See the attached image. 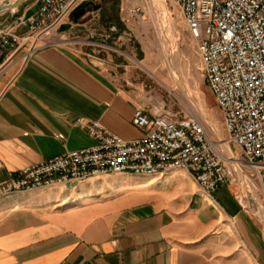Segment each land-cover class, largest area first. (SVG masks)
<instances>
[{"label": "crops", "instance_id": "obj_1", "mask_svg": "<svg viewBox=\"0 0 264 264\" xmlns=\"http://www.w3.org/2000/svg\"><path fill=\"white\" fill-rule=\"evenodd\" d=\"M106 6L91 9L67 33L77 44L53 45L45 37L30 52L28 42L0 73V182L96 145L78 126L81 118L125 140L143 135L134 113L155 110L136 77L153 72L151 63L127 16L114 0ZM18 19L7 17L0 29L23 35ZM129 188L139 196L120 194ZM255 217L231 185L209 196L184 171L110 174L0 199V264H264Z\"/></svg>", "mask_w": 264, "mask_h": 264}, {"label": "built area", "instance_id": "obj_2", "mask_svg": "<svg viewBox=\"0 0 264 264\" xmlns=\"http://www.w3.org/2000/svg\"><path fill=\"white\" fill-rule=\"evenodd\" d=\"M7 0H0V4ZM85 0H43L38 11L15 28L0 29V73L13 54L32 42L37 47L45 37L60 35L72 46L80 40L60 32L73 23V11ZM186 30L200 59L205 82L223 116L228 142L239 152L240 166L254 173L264 169V0H176ZM1 16V15H0ZM30 47V52L31 48ZM96 145L70 151L30 165L0 182V199L51 186L115 174L167 176L187 172L201 190L212 196L236 182L237 165L227 160L211 139L207 126L197 116L176 120L165 111L155 114L137 109L135 127L143 135L125 140L98 121L79 119ZM229 162V163H228ZM263 177V175H262Z\"/></svg>", "mask_w": 264, "mask_h": 264}, {"label": "rangeland", "instance_id": "obj_3", "mask_svg": "<svg viewBox=\"0 0 264 264\" xmlns=\"http://www.w3.org/2000/svg\"><path fill=\"white\" fill-rule=\"evenodd\" d=\"M36 1L37 0H27L15 11V13L8 11L2 14L0 17V23L6 20L7 17H10L14 14H16L17 17L24 16L25 11H28L36 3ZM91 1L96 3L98 9L101 7H107L106 4L108 0ZM114 3L115 10L127 16L126 21H128L129 25H131V27L136 31L137 37L140 43L143 45L147 53V57L150 60V70H152L154 73L152 74V72H147V77H136V80L147 85V90L149 91V97L151 101V108L156 111L158 108H161L165 105V111L170 112L175 116L176 120L180 121L185 117L195 115L207 126L211 139L218 145V148L223 155L228 158L227 154L224 152L225 149L223 150V142L231 146L234 152H239L232 143L228 142L229 138L223 124L222 113L217 106L215 97L205 82L204 74L201 70L199 56L193 41L186 30V26L176 0H167V3L171 17L175 22L177 34L179 35L177 37L178 47L176 54L179 68H181L180 70L183 72V74L188 77L192 98L195 102L200 101L205 106L209 117L212 118V120L218 125L223 135V140L219 138V136L213 131L212 127L198 113L194 104L185 96L180 84L172 74L168 62L167 51L161 40V36L155 22V17L162 15L161 9L158 6L152 9L151 0H114ZM2 4H0V6ZM70 37H73V35ZM49 41L52 43H61L62 40L60 35L53 34ZM135 41L136 43H139L138 40ZM179 55L180 57H178ZM138 64L145 68L142 63L138 62ZM242 175L243 177L246 176L250 178L254 186L258 188V194L261 197L264 205V193L259 179L255 177L254 171L250 167L246 166L245 172H242ZM262 175L264 182V169H262ZM187 184L188 186L192 187L191 181L187 182ZM231 187L237 197H239V199L242 198L241 201L243 204L247 202V204L244 205L248 207L250 214L257 217V221L259 222V225L263 229L264 233V221L258 217L254 205L251 204L250 195L247 192L246 184L241 175L237 176L236 182H233ZM120 194L133 197L139 196L140 191L139 189L129 188L123 190L120 192Z\"/></svg>", "mask_w": 264, "mask_h": 264}, {"label": "bare ground", "instance_id": "obj_4", "mask_svg": "<svg viewBox=\"0 0 264 264\" xmlns=\"http://www.w3.org/2000/svg\"><path fill=\"white\" fill-rule=\"evenodd\" d=\"M7 1L13 3L14 0H7ZM151 5H152V9L156 6H158L162 11L161 16L155 17V22H156V26L158 28L159 34L161 36V40L164 44V47L166 48L167 55H168V62H169L170 69L172 71L173 76L176 78V80L180 84L185 96L194 104L198 113L212 127L213 131L219 136V138H221L223 140V135H222L218 125L212 120V118L209 117L205 106L200 101L195 102L194 99L192 98V93H191V89L189 86L188 77H186V75L183 74V72L180 70L181 68H179L178 61L176 58L177 47H178L177 46L178 45L177 44V37L179 35L177 34L175 22H174L173 18L171 17V14H170V11L168 8L167 0H151ZM178 57H180V55ZM187 63H188V61H187ZM188 72H189V70H188ZM152 74H153V72H152ZM189 75H191V74H189ZM172 91H174V90H172ZM222 146H223V150L225 149L224 152L228 156V158L227 157H225V158L237 165V170L239 172V175H241L242 179L244 180V182L246 184L247 192L250 195V202H251V204L254 205L255 211L257 212L258 217L264 221V205H263V202L261 200V197L258 194V188L256 186H254V184L252 183V180L250 178H248L246 176L243 177L242 172H244V168L240 166V163L237 160L238 157L233 152V149L231 148V146H229L225 142H223ZM255 177H257L259 179V181L261 183V188H262L263 193H264V182H263L262 174L260 173V167L256 168ZM244 204H247V202H245Z\"/></svg>", "mask_w": 264, "mask_h": 264}, {"label": "water", "instance_id": "obj_5", "mask_svg": "<svg viewBox=\"0 0 264 264\" xmlns=\"http://www.w3.org/2000/svg\"><path fill=\"white\" fill-rule=\"evenodd\" d=\"M26 1L27 0H14L13 3L9 2V1H5L0 7V15L6 13L8 11H12L13 13H15V11L21 5H23ZM42 1L43 0H37L36 3L25 13V15H24L25 20L30 19L33 16V14L36 11H38L40 5L42 4ZM91 8L97 10L98 6L96 5V3L94 1H91V0L83 1L72 13L73 23L61 25V27L59 28V31L60 32H66V33H69L70 31H72L74 25H78L80 23L81 19L91 11ZM13 16L17 17L16 14H14ZM111 31H112L111 38L112 39L117 38L118 33H117L116 25H111ZM35 46L36 45H33V47L31 48V52L35 50Z\"/></svg>", "mask_w": 264, "mask_h": 264}]
</instances>
